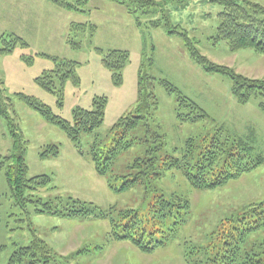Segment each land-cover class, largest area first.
Segmentation results:
<instances>
[{
  "label": "rangeland",
  "instance_id": "obj_1",
  "mask_svg": "<svg viewBox=\"0 0 264 264\" xmlns=\"http://www.w3.org/2000/svg\"><path fill=\"white\" fill-rule=\"evenodd\" d=\"M154 1L159 7L153 14H132L127 7L108 0H91L82 13L62 10L47 0H0V38L15 34L29 45L0 55V107L18 125L26 141L28 177L51 180L47 186L28 190L26 196H32L34 203L21 206L5 176H0V264H8L15 251L30 246L35 237L51 251L49 264H185L186 247L206 246L223 222L264 204V160L239 179L210 190L196 189L180 168L162 170L168 158L181 161L183 152L188 151L185 157L191 166L195 165L199 158H206L215 139L224 143L225 151L236 148L234 141L242 138L254 147L255 158H264V112L259 108L263 98L239 104L228 77L206 72L192 60L179 34L170 35L151 23L167 21L178 33L186 32L210 61L248 78L264 79V55L251 50L232 53L227 43L214 44L222 7L213 0ZM249 1L264 6V0ZM72 24H85L86 28L73 34ZM70 37L81 45L79 49L70 46ZM97 49L128 52L120 86H115L112 72L103 66V56ZM41 55L79 64L78 83L67 80L62 105L57 95L36 82L44 71L54 69V62ZM148 59L153 60L148 66L152 77L170 82L181 97L195 102L208 118L181 121L178 115L189 113L188 109L180 107L176 94L156 84L154 93L159 105L151 112L147 125L162 136L157 155L159 177L141 178L143 170L135 169L147 157V128L142 124L127 136L132 145L110 163L118 186L137 181L126 191H113L95 171L89 153L112 147L124 131L114 126L129 114H136L138 77ZM18 93L35 97L68 122H73L74 110H93V100L105 97V120L95 133L82 135L81 153L63 130L19 100ZM12 148L7 123L0 117V163L11 155ZM56 152L58 156H54ZM224 161L221 153L210 173L219 170ZM162 199L177 206L187 203L189 216L177 234L169 232L173 234L171 240L151 254L142 253L129 241L113 240L109 220L92 215L69 216L74 209L95 207L119 220L133 211L145 224L165 229L166 221L153 212ZM45 205L65 214L38 213L37 209ZM263 240L264 228L251 235L249 244L257 247Z\"/></svg>",
  "mask_w": 264,
  "mask_h": 264
},
{
  "label": "trees",
  "instance_id": "obj_2",
  "mask_svg": "<svg viewBox=\"0 0 264 264\" xmlns=\"http://www.w3.org/2000/svg\"><path fill=\"white\" fill-rule=\"evenodd\" d=\"M58 8L75 13L86 12L84 5L87 6L91 0H47ZM119 5L127 7L128 12L136 13L144 11L147 14H153L159 4L154 0H108ZM222 7L219 14V27L216 36L213 38L214 44L221 42L227 43L230 51L236 53L242 50H251L256 54L264 55V6L251 2L249 0H213ZM151 9V10H150ZM135 11V12H134ZM140 26V23H137ZM153 28H164L170 35L179 34L185 46L189 49L191 58L200 65L206 72L221 74L228 77L232 83V94L239 104H247L256 98H263L259 103V108L264 112V79L248 78L238 74L233 68L225 65L216 64L202 55L195 46V42L188 37V34L178 33L176 27H171L167 21H156L151 23ZM85 24H72L71 32L78 33L84 31ZM94 31V29H92ZM69 44L73 49H79L80 44L72 37L69 38ZM29 45L21 37L10 34L0 38V55L13 53L17 47L27 48ZM103 56V66L112 72L115 86L122 84V71L129 60V54L125 51L111 50L104 52L97 49ZM51 59L54 62V69L44 71L36 79L37 84L59 97L62 105L63 93L67 80L73 79L78 83L76 76L79 64L77 62L41 55ZM28 60L27 56H24ZM148 64L141 68L138 77V106L136 114H129L120 119L114 126L115 129H123V134L112 147L106 151L103 149L92 150L89 153L97 174L105 178L109 188L113 191H126L133 186L137 179L125 181L121 186L116 184V179L111 169V161L118 153L128 149L132 142L127 138L129 132L136 130L142 124L147 128V157L141 163L135 165L136 170H143L139 174L141 178L152 179L159 177V157L162 136L154 134L147 120L151 112L159 105L158 99L154 93L156 84L164 87L169 94H176L180 107L188 109L189 113L178 115V118L184 122H193L207 119L208 115L195 102L181 97L177 88L166 80H157L148 73V66H152L153 60L148 59ZM19 100L27 106L38 112L47 122L63 130L69 139L77 145L79 151L82 135H91L99 129L105 120V109L107 98L97 97L93 100L94 109L86 110L77 108L74 110L73 122L55 115L50 107L40 102L35 97L18 93ZM0 117H2L9 129L13 142L12 153L5 157L0 163V176L4 175L13 197L21 206L24 204H33L32 196H26V192L33 187H44L50 183L48 177H28V165L26 163V141L18 125L9 119L6 111L0 107ZM117 134H120L118 132ZM236 148L224 151V143L220 139H215L212 146L208 149L205 159L198 160V163L191 166L190 160L186 158L187 152H183V159L175 160L168 158L163 163L162 170L166 171L173 168L184 170L186 177L198 190L215 189L226 186L231 181L239 179L246 172H250L259 167L264 158L262 156L254 157V147L242 138H236ZM101 151V152H100ZM82 153V151H81ZM222 153L225 160L219 170L214 174L211 172L213 162L217 161ZM57 154V152L55 153ZM54 156H58L54 155ZM188 161V162H187ZM185 162V164H184ZM187 162V163H186ZM158 170V172H157ZM165 171V172H166ZM210 173V174H209ZM163 175V174H162ZM38 213L49 215H64V211L54 210L53 206L45 205L44 209H37ZM154 216L161 217L166 221L165 229L157 228L154 225L145 224L144 219L138 212H130L123 215L119 220L98 208L74 209L69 212V216H89L92 215L98 219L109 220L112 224V239L118 242L129 241L137 247L142 253L151 254L156 249L164 247L171 240L173 234H177L179 228L186 224L189 216V207L187 203L183 206H177L174 202L162 199L161 205H156L153 209ZM173 227V228H172ZM220 228V229H219ZM219 231L211 235L206 246L186 247L184 253L185 264H264V240L257 247L249 244V238L252 234L264 228V204L258 207L248 209L244 214L235 219L223 222L219 226ZM169 232H173L170 234ZM42 241L36 237L28 247L19 248L9 260L8 264H49L51 257Z\"/></svg>",
  "mask_w": 264,
  "mask_h": 264
}]
</instances>
